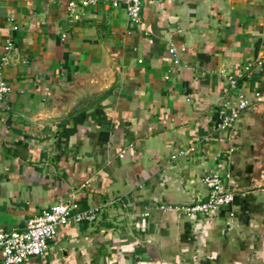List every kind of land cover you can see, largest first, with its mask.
<instances>
[{
    "label": "crops",
    "instance_id": "obj_1",
    "mask_svg": "<svg viewBox=\"0 0 264 264\" xmlns=\"http://www.w3.org/2000/svg\"><path fill=\"white\" fill-rule=\"evenodd\" d=\"M71 1L0 0V56L12 43L0 226L22 230L66 200L99 206L22 264L263 259L264 0H146L138 24L124 5ZM239 95L253 103L216 129ZM213 171L229 174L231 205L192 217L159 208L205 198Z\"/></svg>",
    "mask_w": 264,
    "mask_h": 264
},
{
    "label": "built area",
    "instance_id": "obj_2",
    "mask_svg": "<svg viewBox=\"0 0 264 264\" xmlns=\"http://www.w3.org/2000/svg\"><path fill=\"white\" fill-rule=\"evenodd\" d=\"M143 1L146 0H79L78 2L71 1L69 9H73L77 4L89 6L103 2L114 7L124 5L130 21L133 24H138L141 22ZM11 48L12 43L8 40L3 46V54L0 56V109L3 110L11 108L9 103L11 86L3 74V68L9 60ZM170 52L174 53V48H170ZM227 79L230 86L235 88L236 79L230 75L227 76ZM255 99L256 101L261 100L259 93H256ZM252 103V100L239 95L235 107L220 117L216 129L229 130L234 128L241 111ZM193 149L192 146L180 149L171 158L175 159L187 155ZM203 182L208 188V194L205 198L179 206L164 203L159 208L177 209L184 215L192 217L210 214L231 205L234 200V193L230 189L228 173L210 172L203 177ZM98 213L99 206L80 208L74 200H66L55 203L29 218L22 230H7L0 226V256L3 264H22L31 257L43 255L50 242L55 238L60 226L71 222H94Z\"/></svg>",
    "mask_w": 264,
    "mask_h": 264
},
{
    "label": "rangeland",
    "instance_id": "obj_3",
    "mask_svg": "<svg viewBox=\"0 0 264 264\" xmlns=\"http://www.w3.org/2000/svg\"><path fill=\"white\" fill-rule=\"evenodd\" d=\"M264 259V258H263ZM262 258H254L250 264H264V260ZM247 264V263H245Z\"/></svg>",
    "mask_w": 264,
    "mask_h": 264
}]
</instances>
